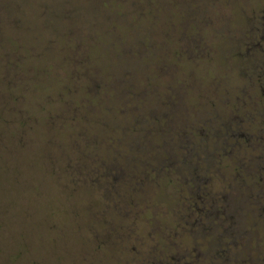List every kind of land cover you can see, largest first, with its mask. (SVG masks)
<instances>
[{
	"label": "rangeland",
	"instance_id": "1",
	"mask_svg": "<svg viewBox=\"0 0 264 264\" xmlns=\"http://www.w3.org/2000/svg\"><path fill=\"white\" fill-rule=\"evenodd\" d=\"M178 1L185 6L177 13ZM262 13L264 0H0V264H242L246 255L260 257L254 247L264 255L258 234L264 215L253 201L264 207V186L256 183V157L264 153ZM113 34L125 35L137 53L133 82L151 76L143 85L164 101L149 89L144 122L121 115L117 129L103 135L101 112L93 108L102 89L93 90V80L105 71L123 73L114 62ZM75 49L82 71L93 75L70 85L85 100L84 124H73L76 115L60 105L69 85L59 64ZM23 65L31 72L25 78ZM122 83L115 81L118 101ZM184 114L192 115L187 123ZM240 123L239 133H252L249 147L231 142L229 132ZM73 125L98 134L101 150L88 147V158L73 151L70 177L62 173L59 141ZM199 127L206 139L198 137ZM187 133L190 142L183 140ZM154 136L169 147L154 146ZM101 139L112 169H120L113 183L94 172V158L104 156ZM150 162L155 171L144 164ZM138 173L146 181L136 190ZM203 188L236 200L225 198L223 212L211 207L192 224L196 215L184 205Z\"/></svg>",
	"mask_w": 264,
	"mask_h": 264
},
{
	"label": "trees",
	"instance_id": "2",
	"mask_svg": "<svg viewBox=\"0 0 264 264\" xmlns=\"http://www.w3.org/2000/svg\"><path fill=\"white\" fill-rule=\"evenodd\" d=\"M48 1L52 2L53 0L52 1L48 0ZM181 1H184V0H181ZM178 3H179V1H178ZM178 3L173 5L174 9L172 8V11L175 10L177 13L180 12L178 9H182V7L185 6L184 3L182 2V3H179V4H181L180 7H179ZM42 11L44 13H47L44 10V6H43V10ZM39 14L41 15V12H39ZM41 17L43 18L42 15H41ZM262 18L264 19V16H262ZM114 25L115 24L113 23L112 26H114ZM131 32H133V31H131ZM186 33H188V32H186ZM91 36L95 37V35H91ZM113 36L117 40L116 44L113 47L111 46L112 52H113V56H114V62H115V64L117 66H118V63L120 62V67H122L121 69L123 70V73H122L121 76H119L120 74H118L117 76L113 77V75L110 76L111 74L108 73V72H107V75H106L105 74L106 71L103 70L105 72L104 73L101 72L99 74V78H96L95 80H93L94 81L93 82L94 83L93 90L94 89H97V90L98 89H102L101 97H100V99H98V103L94 102L93 105H95V106H93V108L94 109H98L101 112V116L99 117V119H96V120H98L97 123L99 125H101V128L103 130V132H102L103 135H104L105 129H112L113 127L115 129H117L116 127L118 125V120L121 119V115H125L126 114L128 116V118H130L129 119L130 121L133 120V121L138 122L140 124L143 123L144 120H145L144 117H143V113L146 111V109H148V106H147L148 102L147 101L150 99L149 97H151V95H150L151 92H149V89L151 91H153L150 87L147 86V84H146V86L143 85L144 81H147V82L151 81V76H148L149 77V79H148L147 76L145 75V76H143V80H142V77H140V82H141L140 86L138 85L140 82H137V84L133 82V79L137 78L138 73L136 71H134L135 68H133L131 64H132V61H133V57L137 53L132 51V47L127 44V42H129V41L125 38V35L121 36V35L113 34ZM186 37L189 40V42H191V41L194 42V40L196 39V37H192V36H189V35L186 36ZM260 44L264 48V39L263 40L261 39ZM157 47L158 46H156L155 49ZM146 48L149 49V47L147 45H146ZM75 50H76L75 52L73 51V52H71V54L68 55L66 60L62 59V61L59 64L61 66V67L59 66L60 68H64L65 67L67 69V79H68L67 83L69 85L67 88L63 89L64 92L61 95H62V98H65V101L60 99V105H61V107H63L67 103L66 110L67 109H71L72 112H73V115L74 114L76 115L74 118L71 119V122L73 124H76L77 122H81V124H82L84 119H83V117L80 116V113L84 110V107H86V104L84 102L85 100L82 99V97L80 95H77V93L75 91L71 92L72 87L70 85H71L72 79L74 80V79L78 78V76H81L83 79L88 78L91 81V78H92L93 75H92L91 72L84 73L85 71H82L83 66H84V60L82 59V54L77 52V49H75ZM143 50H144V48H143ZM105 56H109V55H106V54L103 55V57H105ZM29 57H30L29 59H32L35 62L37 61V62L40 63L38 57H32V56H29ZM118 59H119V62H118ZM26 61H27V59H26ZM62 63H64V64H62ZM25 66L26 65H23V71L26 68ZM49 66H50L49 68H50L52 74L54 75L52 69L55 70L56 69L55 66H53V65H49ZM37 69H39V68H37ZM37 69H35V70H37ZM107 70H109V69H107ZM42 73H43V75L45 77L46 73L44 72V70H43ZM29 75H31V72H25L24 71V78L28 77ZM100 75H101V78H100ZM147 75H149V74H147ZM109 76L113 79L114 82L109 81ZM50 79L51 80L53 79L55 84H56L57 79L55 77H52ZM118 80L123 81L124 85L122 83V86L124 88V93L127 92L126 95L123 93V97H121L120 101H118L119 98H117V96H116V94H117V86H115L116 85L115 81L118 82ZM111 83H113V84H111ZM132 83H133V85H137L138 87L135 86V88H134V87L131 86V88L128 89V87L130 85H132ZM40 87L43 88V90H45V89H47V90L52 89L53 90V88H49V87L45 88L43 85L42 86L40 85ZM130 90H131V92H128ZM58 91H59V93L62 92V90H58ZM54 92H56V91H54ZM154 93H155V95L158 96L156 91ZM258 97L264 98V94L262 93ZM67 99L68 100L70 99V100L67 101ZM121 100L124 103V105H121ZM158 100L161 101V102L164 101V99L160 98V97H159ZM169 102L170 103H174V101H169ZM49 105H51V103H48V106ZM42 112H45V111L42 110ZM116 113H118V114H116ZM162 114H163V112H162ZM184 115H186V114H184ZM186 116L187 117L185 119V122L187 123L191 119L192 115L191 116L190 115H186ZM235 121L239 122V119L237 118V120H235ZM52 123H53V120H52ZM55 123H56V121H54V124ZM242 125L243 124L240 123L239 126L237 127L238 129H235V130L233 129L232 131H230L229 132V136H230L231 142L240 143V144H243V145L249 147V145L251 144V140H252V133L248 131V129L246 128L247 126H244V128H246V131L248 132L247 135H242V133H239L238 132L240 130L239 127L240 128L243 127ZM79 128L80 127H78V126L76 127L75 125H73L68 130V132L66 133L65 139L63 141L61 140V139L64 138V135L61 136V138L59 139V140H61V141H59L60 148H61V150L59 152L60 161H61L62 155L65 157V168L62 169V171H63L62 173L68 174L69 172L71 173V172L74 171V162H76V160L72 158L73 151H75V153H80L81 151H83L82 155L86 158L87 157L88 147L95 146V147H97V149L101 150L100 146L98 145L99 142H100L98 140L99 139V135L98 134H92V135L85 134L83 131H80ZM198 133H199L198 137H200L201 139L202 138L203 139L207 138V134L205 133L204 129L199 130ZM86 138L87 139H93V142H95V144H86V143H84ZM155 138H156L155 136H154V138H152V142H153L154 146L156 144V146L159 147V145H160V147H162V148H163L162 145H165V146L169 147L168 143L156 142ZM66 139H68V140L65 143ZM183 140L185 142H190V140H192V137L187 133V134H185ZM82 141H84V142L81 143ZM115 142H117V141L115 140L114 144H115ZM101 143H102V150L104 152V156L101 155V156H99V158L98 157L94 158V160L96 161V164H97V165H95V169L96 170L94 172L95 173H99L100 177L103 175L107 179L110 178L112 180V183H113L117 179L118 174L120 172V169L118 168L117 171H116V169L115 170L112 169L111 163L108 162V160H107V158L105 156L106 140H102L101 139ZM140 146H141V144H140ZM191 147H192V144H191ZM191 147H190V145L188 146V148H187L188 153L190 152ZM65 151H67L68 153H65ZM183 151H184V149H183ZM95 152H96V149H95ZM185 153L187 154L186 151H185ZM263 154L264 153H260V154L258 153V155L256 157L257 161H258V167H259L258 168L259 175H258V177L256 179L257 180L256 183L259 186L260 185L264 186V156H263ZM169 155H170L169 156L170 159L175 160V157H176L175 149H171L170 152H169ZM153 157L155 159L158 158L157 156L155 157L154 154H153ZM201 157H203V156H201ZM67 158L70 159L72 167L69 166V164L67 162ZM252 159H253V157H252ZM247 160H248V158H247ZM144 164L151 171H155L154 165H153L152 162H150V164H146V163H144ZM172 167H171V169H172ZM167 171H170V167H168ZM70 173L68 175H70ZM139 174H141V173H138L137 176H139ZM70 177H72V175H70ZM145 178H146V173L141 174L135 180L136 181V186H134V189L138 190L139 189L138 188L139 187V182L140 181H144V180L146 181ZM202 184L203 185L205 184L204 181H203ZM202 191H204V192H202ZM251 193H249V194H251ZM211 194H212L211 192H205V188H203L201 190V192L197 191V192H195L194 195L190 196L186 206L184 205V207L187 210V215L190 212H192L191 215H193V216H194V214L196 215V219L193 220L190 223L197 224V221L201 220L202 216H204L203 214L208 212L206 210H210L211 207L212 208L215 207L214 210H217L219 212H223L224 211L223 210L224 204H221V202L227 201L226 199H228L229 204H230V201L234 202L236 200L235 196H232L231 194H230L231 197L229 195L225 196L224 194L223 195H219V196H216V195L212 194L213 196H211ZM260 197H261V199H264V193L263 192L260 193ZM253 201H254V205H257L259 207V209H260L259 214L260 215L261 214L264 215V207L262 208L259 205V203H258L259 200L253 199ZM251 209H254V207H252ZM257 214H258V212H257ZM187 215H185V217H184L185 219H186ZM231 217L233 219L232 220L233 224L231 222L229 227L231 229H234V228L237 227L236 218L238 216L233 212L231 214ZM188 219H192V218H188ZM244 228H245L246 232H244V230H243L242 233L246 234L248 232L247 233V235H248L250 233V231H248V227L245 226ZM263 231L264 230H262V232ZM262 232H259L258 234H261L262 242H264V234H262ZM235 241H237V240H234L231 243V245H230L233 248L234 251H235V248H236L235 247V243H236ZM257 242L258 241H256V246H257ZM236 246L241 248V249L243 248V246L239 245V244L236 245ZM248 249L250 251H253V250H251L250 245H249ZM254 249H255V251L257 250V252L260 254V257H258V259L256 260V258L254 259V256L246 255L245 256V260L242 262V264H264V255L258 251L257 247H254Z\"/></svg>",
	"mask_w": 264,
	"mask_h": 264
},
{
	"label": "flooded vegetation",
	"instance_id": "3",
	"mask_svg": "<svg viewBox=\"0 0 264 264\" xmlns=\"http://www.w3.org/2000/svg\"><path fill=\"white\" fill-rule=\"evenodd\" d=\"M262 16H264V13H262ZM259 37H260V40H261V39L263 40L264 33H263V34H261ZM261 49H262V48H261Z\"/></svg>",
	"mask_w": 264,
	"mask_h": 264
}]
</instances>
